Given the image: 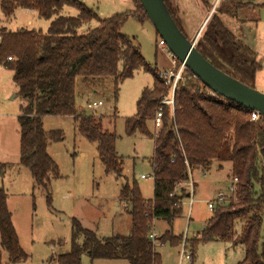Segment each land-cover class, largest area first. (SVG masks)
Masks as SVG:
<instances>
[{
  "label": "trees",
  "instance_id": "16d2710c",
  "mask_svg": "<svg viewBox=\"0 0 264 264\" xmlns=\"http://www.w3.org/2000/svg\"><path fill=\"white\" fill-rule=\"evenodd\" d=\"M164 1L185 33L174 0ZM205 1L211 11L214 5ZM250 5L243 0H221L217 13L203 28L197 48L216 67L255 88L253 84L262 62L221 18L222 15L237 18L239 11ZM66 7L77 9L78 15H64ZM19 8L34 10L41 18L51 20L46 33L35 29H0V64L14 71L13 80L29 101L19 116L20 163L30 170L35 187L46 189L50 207L53 199L49 185L52 177H60V171L48 147L62 140L63 133L47 132L43 118L74 117L78 131L97 143L106 174L122 176L123 159L116 148L118 136L103 129L101 117L80 112L76 78L114 77L116 100L119 85L134 77L138 69L150 72L154 79L153 86L142 91L136 114L126 120L128 135L140 132L154 139L153 198L143 197L136 180L122 186L119 200L132 220L126 235L101 237L85 228L79 219L72 218L70 250L58 255V264H82L84 255L92 262L123 259L130 264H163L150 233L157 221L172 223L183 214L182 204L189 194L184 185L190 180L189 169L210 171L214 162L220 169L225 162L232 164V176L238 178L237 190L228 201L215 202L205 227L191 239L192 258H196L200 244L222 241L245 246V257L237 264H264V116L252 120V110L213 95L189 69L177 84L174 105L165 103L172 95V84L146 61L140 45L122 32L129 14L101 20L94 9L80 0H0L5 17H12ZM93 20L99 21V25L90 28L87 25ZM9 56L13 60L8 61ZM177 61L179 67L181 62ZM159 112L160 126L151 132L149 123L156 121ZM4 168L0 164V172ZM237 221L242 223L239 235L235 231ZM0 238V250L7 252L10 263L28 259L13 224L4 188H0ZM181 238L167 231L157 240L160 245L178 246Z\"/></svg>",
  "mask_w": 264,
  "mask_h": 264
},
{
  "label": "rangeland",
  "instance_id": "374dc122",
  "mask_svg": "<svg viewBox=\"0 0 264 264\" xmlns=\"http://www.w3.org/2000/svg\"><path fill=\"white\" fill-rule=\"evenodd\" d=\"M80 1L94 9L101 20L116 14H129L121 29L122 32L140 45L148 63L157 67L160 72L172 70L173 58L169 49L159 44L161 37L146 16L141 2ZM243 1L264 4V0ZM199 2L201 3L200 0H174L177 18L190 38L204 18L203 6L201 9ZM216 2L217 0H208L210 5H215ZM220 3L221 0L217 6ZM203 11L207 12L208 8L204 7ZM211 11L208 17L211 16ZM36 13L32 15L21 9L10 21H5L3 14L0 13V29L3 27L9 31L35 29L46 33L51 20L38 18ZM63 14L77 16L78 10L66 7ZM223 20L237 38L242 39L257 53L262 67L253 85L264 93V6L258 7L255 12L248 6L239 11L236 19L225 17ZM30 21L32 23H29ZM98 25L99 21L93 20L87 26L94 28ZM198 34L199 32L193 39L191 38L196 45L202 36ZM13 76L14 71L0 64V163L5 164L3 172H0V188H4L8 195V207L12 213L13 224L21 246L28 255L27 260L15 264H58V255L70 250L71 221L74 217L79 219L84 227L95 231L101 237L128 234L132 220L119 200L122 186L136 180L147 199L153 198L154 195L152 160L155 150L154 139L140 132L133 135L126 133V120L136 114L137 101L142 91L153 86L152 74L142 68L138 69L134 77L126 79L119 85L117 100L114 77L76 78V101L80 112L101 117L103 129L115 132L118 136L116 148L123 159L122 176L106 174L105 166L98 155L97 143L89 141L78 131L74 117L48 115L43 118L44 129L47 132L60 130L63 133L62 140L52 142L48 147V152L58 164L60 171V177H52L49 185L53 199L52 207L47 203L46 189L35 187L30 170L20 163L19 116L29 101L20 94ZM95 101H102L103 104L96 109L89 108L88 104ZM159 126L157 121L151 122L149 130L155 132ZM231 167L230 162H225L220 169L219 164L214 162L210 171L203 172L200 168L193 170L191 174L194 182L193 196L185 199L183 214L172 223L164 220L155 223L158 237L169 230L182 237L178 246L170 243L158 246V251L163 255V264H180L183 243L191 250V239L199 235L212 216L208 202L218 201L221 192L225 193L224 201L233 197L229 190L233 181ZM142 175L145 178H142ZM186 187L188 189V185ZM241 228L242 223L237 221L235 229L237 235L240 234ZM0 254L1 264H12L7 256L3 258V251L0 250ZM244 257L243 244L215 241L200 244L196 258L192 261L185 260L182 264H237ZM82 264L130 263L123 259H97L92 262L84 255Z\"/></svg>",
  "mask_w": 264,
  "mask_h": 264
},
{
  "label": "water",
  "instance_id": "95a60500",
  "mask_svg": "<svg viewBox=\"0 0 264 264\" xmlns=\"http://www.w3.org/2000/svg\"><path fill=\"white\" fill-rule=\"evenodd\" d=\"M148 18L170 52L215 94L264 116V93L227 74L210 62L189 39L170 13L164 0H140ZM211 12H214V8ZM209 20V19H208ZM206 20L199 34L206 26ZM190 196V193L187 195Z\"/></svg>",
  "mask_w": 264,
  "mask_h": 264
},
{
  "label": "built area",
  "instance_id": "2783aa9c",
  "mask_svg": "<svg viewBox=\"0 0 264 264\" xmlns=\"http://www.w3.org/2000/svg\"><path fill=\"white\" fill-rule=\"evenodd\" d=\"M219 0H217V2L215 3V5L213 6L214 8V12L216 10V7H217V3H218ZM212 12V14L214 13ZM161 46H166V43L164 42V40H160V43H159ZM169 53L171 54L172 56V65H173V68L171 71H162L161 72V76L163 78H165L167 80V82L169 84H172V95L170 98L166 99L164 102L167 103V104H170V105H174V93H175V90H176V87H177V84L179 83V81L183 78L186 70H187V67L181 63V65L179 67H177L178 65V61L176 59V57L170 52L169 50ZM8 61H11L13 60V58L11 56H9L7 58ZM211 91V90H210ZM211 93L213 95H217L215 94L214 92L211 91ZM102 101H99V102H93V103H89L88 104V107L91 108V109H96L98 108L100 105H102ZM262 115L258 112V111H255V110H252V113H251V118L252 120H255L257 121ZM162 117V113L159 112L157 114V118H156V121L157 123H159V120L160 118ZM189 172H190V180L189 182L185 183L184 185H188V191L190 193V196L189 197H192L193 196V187H194V182L192 180V177H191V174L193 173V171L191 169H189ZM142 178H145L144 175H142ZM237 184H238V178L237 177H233V181H232V184L229 188L230 190V193L232 194H235L236 190H237ZM225 193L221 192L218 196V201L220 202H223L224 199H225ZM193 199L190 201V205L192 203ZM182 206H184V202L182 204ZM214 206H215V203L214 202H208V207L210 210H213L214 209ZM150 237L157 243V246L160 245V243H158V235L155 231V227L154 229L152 230V232L150 233ZM182 250H181V257H180V264L183 263V261L185 260H188V261H192V254L190 252V250H188L185 246V243H183L182 245Z\"/></svg>",
  "mask_w": 264,
  "mask_h": 264
},
{
  "label": "crops",
  "instance_id": "0c3cea01",
  "mask_svg": "<svg viewBox=\"0 0 264 264\" xmlns=\"http://www.w3.org/2000/svg\"><path fill=\"white\" fill-rule=\"evenodd\" d=\"M201 1V3L203 2V3H206V1H202V0H200ZM208 1V0H207ZM243 2H245V1H243ZM201 3L199 2L198 4H199V6L201 7V9H202V6H203V9H202V12H203V14H204V18L201 20V22H200V25L198 24V26H197V29H196V32L193 34V36L191 37L192 39L195 37V34L197 33V32H199L200 31V29H201V27L203 26V24H204V22L207 20V19H210L211 17H212V12H211V16H209L208 17V15H209V10L207 11V12H205V11H203L204 10V7L206 8V6L205 5H201ZM245 3H251V5L249 6L250 8H252L253 9V12H255V10L258 8V7H261L260 6V4H256V3H253V2H245ZM18 10H21V8H19ZM18 10H16V12H15V14L12 16V17H14L15 15H16V13L18 12ZM23 10H25L26 12H29L30 14H34V13H36V11H34V10H27V9H23ZM0 13H2V11H1V9H0ZM208 13V14H207ZM3 14V13H2ZM4 16V15H3ZM36 16L38 17V18H41L39 15H38V13H36ZM12 17H5L4 16V20L5 21H10V20H12ZM225 17H229V18H231V16H228V15H224V16H222L221 18H222V20H223V18H225ZM234 19H236V18H234ZM209 21V20H208ZM224 21V20H223ZM29 23H32L31 21L29 22ZM51 23V22H50ZM225 23V22H224ZM49 26H50V24H49ZM242 40V39H241ZM243 41V40H242ZM1 165H5V164H2V163H0ZM232 168V167H231ZM154 189V188H153ZM142 190V189H141ZM142 194H143V191H142ZM143 197L145 198V199H147L145 196H144V194H143ZM12 220H13V217H12ZM82 223V222H81ZM82 225H83V223H82ZM84 226V225H83ZM86 228V227H85ZM170 231V230H169ZM170 232H172L174 235H175V233L171 230ZM177 236V235H176ZM0 242H1V240H0ZM1 251H3V250H1ZM7 253L6 252H4L3 251V258H5L6 256L9 258V256H8V254L6 255ZM160 254H161V257H162V263H163V255H162V252H160ZM60 255V254H59ZM52 258V257H51ZM194 261V260H193Z\"/></svg>",
  "mask_w": 264,
  "mask_h": 264
}]
</instances>
